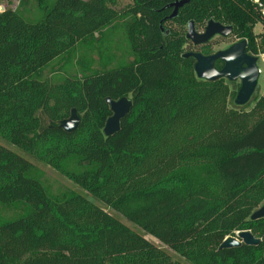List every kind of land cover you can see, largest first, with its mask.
Instances as JSON below:
<instances>
[{
  "label": "trees",
  "instance_id": "obj_1",
  "mask_svg": "<svg viewBox=\"0 0 264 264\" xmlns=\"http://www.w3.org/2000/svg\"><path fill=\"white\" fill-rule=\"evenodd\" d=\"M37 1L0 11V138L189 264H264V218L251 220L264 205V96L231 106L233 82L199 79L186 33L168 28L214 20L259 57L253 2L192 0L170 20L178 0ZM53 62L60 74L44 78ZM128 96L129 115L106 137L107 99ZM74 109L81 123L68 133L60 122ZM242 231L259 246L219 250ZM0 264L185 263L90 197L50 194L38 167L0 144Z\"/></svg>",
  "mask_w": 264,
  "mask_h": 264
},
{
  "label": "water",
  "instance_id": "obj_2",
  "mask_svg": "<svg viewBox=\"0 0 264 264\" xmlns=\"http://www.w3.org/2000/svg\"><path fill=\"white\" fill-rule=\"evenodd\" d=\"M192 0H178L170 7L174 9L169 19L177 17L180 8L188 5ZM233 33L232 26H226L214 20H210L203 33H200L195 26L194 21L188 24L186 38L194 46L206 45L216 36L229 37ZM185 57H193L196 60V75L201 80L216 81L220 79L229 82H241V87L235 99L237 107H244L250 103L254 96L260 78V69L258 67V57L247 53V41L240 42L230 46L226 50L218 51L211 55H204L201 52H188ZM217 61L224 63L222 70H217L215 64ZM112 115L106 121L104 133L110 137L120 131L121 121L129 115L133 102L129 97H122L119 100L107 99ZM81 123V118L77 110L72 111L70 118L60 122L61 128L66 132L76 131ZM264 218V205L257 209L251 216V220L256 221ZM261 239L256 238L250 231L238 232L237 236L227 237L219 247V250L240 248L246 246H259Z\"/></svg>",
  "mask_w": 264,
  "mask_h": 264
},
{
  "label": "rangeland",
  "instance_id": "obj_3",
  "mask_svg": "<svg viewBox=\"0 0 264 264\" xmlns=\"http://www.w3.org/2000/svg\"><path fill=\"white\" fill-rule=\"evenodd\" d=\"M20 3H21V0H0V11H4L5 9H17L20 6ZM132 3H133V0H117L116 8L117 9H124V8H127L128 6H130ZM38 6H39V3L37 0H30L29 8H32V9L37 11ZM168 26H169L168 28L175 29V31H180V32H184V33H187V31H188V26H180L177 24H172V25H168ZM198 31L200 33H203L205 31V29H198ZM262 31H263V25L261 23H259L255 27L254 32L256 34H259ZM239 41H241V39H238L234 35L227 37V38H222V37L217 36L215 39H213L210 42L212 53H216L218 51L225 50V49L229 48L230 46L238 43ZM185 49H186V52H191V51L201 52L200 47L194 46L192 43L188 44ZM116 54H117V57L119 59L124 57V52L122 50H117ZM90 58H93V57H90ZM95 59H96L95 60L96 62L94 63V67L96 70H98V69H100V66H99V63L97 62V59H98L97 56L95 57ZM126 59H127V61H131L133 59V57L130 55H127ZM258 67H259L260 72H261L260 78H259V85H258V88H257L254 96L252 97V100L250 101V103L248 105H246L249 108L253 106L256 98L264 96V56L259 57ZM79 70L80 69L78 67V71ZM57 73L60 74L58 71V66L55 62H53L44 70L43 76H44V78L55 79ZM69 73L72 74L73 76L78 74V72H73V71H71ZM56 81H58L57 78H56ZM240 87H241L240 81L233 82L232 91L234 92L235 97L231 98V101H230L231 106H233V104H235L234 101L236 99V96H237V93H238ZM128 97L131 99V96H128ZM0 144L7 147V148H10L11 150H13V151H15L21 155H23L28 160H30L35 166H37L38 169L42 173L43 183H44L47 191L50 194L58 195L60 193L71 191V192H75V193L86 195V196L90 197V199L92 201H94L97 205L104 208L106 211H108L109 213H111L112 215H114L115 217L120 219L128 227H130L133 230L140 232L141 234H143L146 237V239H148L149 241H151L152 243H154L158 247L166 250L175 260L184 262L185 264H189L184 260V258L179 256V254H177L173 250L169 249L167 246L162 244L155 237L145 233L144 231H142L141 229H139L138 227H136L132 223L128 222L125 218H123L122 216H120L119 214L114 212L113 210L109 209L104 204L93 199L91 196H89V194L87 192H85L84 190L79 188L76 184H74L73 181H71L67 177L58 173L51 166L47 165L46 163H44L42 161L36 160L35 158H33L31 156L24 154L22 151L17 149L15 146L10 145L7 141H5L2 138H0ZM13 212H14L13 210H10L9 214L13 215L14 214Z\"/></svg>",
  "mask_w": 264,
  "mask_h": 264
},
{
  "label": "built area",
  "instance_id": "obj_4",
  "mask_svg": "<svg viewBox=\"0 0 264 264\" xmlns=\"http://www.w3.org/2000/svg\"><path fill=\"white\" fill-rule=\"evenodd\" d=\"M255 5L256 9L261 13L262 18L264 19V0H251ZM264 56V55H260Z\"/></svg>",
  "mask_w": 264,
  "mask_h": 264
},
{
  "label": "flooded vegetation",
  "instance_id": "obj_5",
  "mask_svg": "<svg viewBox=\"0 0 264 264\" xmlns=\"http://www.w3.org/2000/svg\"><path fill=\"white\" fill-rule=\"evenodd\" d=\"M231 36H232V35H231ZM216 37H217V36H216ZM216 37H214L213 39H215ZM218 37H222V36H218ZM229 37H230V36H229ZM222 38H225V37H222ZM213 39H212V40H213ZM210 41H211V40H210ZM210 41H209V42H210ZM209 42H208V43H209ZM239 42H240V41H239ZM208 43H207V44H208ZM247 46H248V43H247ZM227 49H228V48H227ZM225 50H226V49H225ZM247 53H248V52H247ZM213 54H214V53H213ZM248 54H249V53H248ZM210 55H211V54H210ZM252 56H253V55H252ZM255 57H258V56H255ZM259 57H260V56H259ZM259 57H258V62H259ZM223 64H224V63H223ZM215 65H216V64H215ZM215 68H216V67H215ZM219 71H220V70H219Z\"/></svg>",
  "mask_w": 264,
  "mask_h": 264
}]
</instances>
